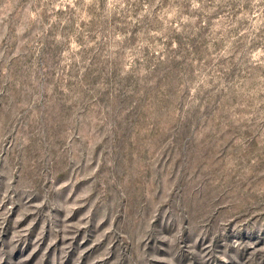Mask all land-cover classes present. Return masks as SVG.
<instances>
[{
	"label": "rangeland",
	"instance_id": "obj_1",
	"mask_svg": "<svg viewBox=\"0 0 264 264\" xmlns=\"http://www.w3.org/2000/svg\"><path fill=\"white\" fill-rule=\"evenodd\" d=\"M0 264H264V0H0Z\"/></svg>",
	"mask_w": 264,
	"mask_h": 264
}]
</instances>
